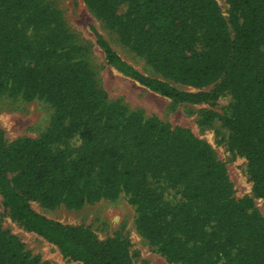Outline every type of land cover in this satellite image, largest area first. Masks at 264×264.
Returning a JSON list of instances; mask_svg holds the SVG:
<instances>
[{"label": "trees", "instance_id": "1", "mask_svg": "<svg viewBox=\"0 0 264 264\" xmlns=\"http://www.w3.org/2000/svg\"><path fill=\"white\" fill-rule=\"evenodd\" d=\"M83 1L163 79L198 90L222 80L218 91L232 99L224 120L229 146L246 159L253 196L264 200V0H227L233 23L242 19L233 36L214 0ZM96 45L121 75L173 103L218 97L140 74L101 36ZM81 50L60 13L41 0H0V93L41 98L54 108L38 139L6 146L0 130V196L13 218L73 261L131 264L127 243L98 241L29 205L74 208L124 195L140 234L169 262L264 264V219L251 199L232 197L212 150L184 129L107 103ZM0 264L42 263L0 230Z\"/></svg>", "mask_w": 264, "mask_h": 264}, {"label": "rangeland", "instance_id": "2", "mask_svg": "<svg viewBox=\"0 0 264 264\" xmlns=\"http://www.w3.org/2000/svg\"><path fill=\"white\" fill-rule=\"evenodd\" d=\"M41 1L47 9L60 13L67 30L74 35L76 45L82 48L78 53L80 60L92 74L96 87L104 92L107 103L117 104L128 113H139L144 120L153 119L171 129H184L205 143L216 160L224 166L232 197L235 200L251 199L253 211L264 219V200L253 196L247 161L244 156L232 150L228 143L230 133L224 120L230 118L232 99L228 90L218 91L221 79L199 90L165 80L144 58L136 56L130 48L119 42L89 11L83 0ZM214 2L226 22L230 36H233L234 28L241 25L242 19L239 17L237 24L233 23L227 0ZM97 35L140 74L169 82L181 91H217V99L196 105L173 103L144 89L106 63L102 50L96 45ZM53 115V106L44 99L26 100L21 94L12 95L8 91L0 93V130L6 146L20 139H38L50 129ZM68 143L74 147L79 145L77 140ZM29 205L33 211L52 223L69 229L86 230L98 241L110 238L127 243L131 264H178L169 262L140 234L137 228V212L127 196L95 200L74 208L64 204L49 208L34 200H30ZM0 230L15 237L21 243L23 251L42 264H82L64 256L58 248L42 237L24 229L13 218L1 196Z\"/></svg>", "mask_w": 264, "mask_h": 264}]
</instances>
